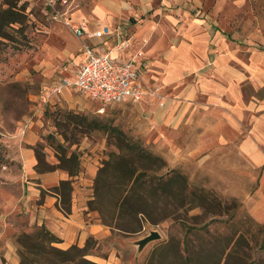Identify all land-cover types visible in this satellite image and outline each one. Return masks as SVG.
<instances>
[{"label": "rangeland", "instance_id": "obj_1", "mask_svg": "<svg viewBox=\"0 0 264 264\" xmlns=\"http://www.w3.org/2000/svg\"><path fill=\"white\" fill-rule=\"evenodd\" d=\"M11 1L24 8L25 19L5 28L7 38L0 36V264H50L58 260L51 247L73 246L86 247L88 260L96 264H264V221L253 214L263 205L264 169L253 168L237 150H195L200 140L199 134L194 136L198 127L193 124L184 123L181 135L164 138L151 107L163 108L169 96L141 70L138 81L144 95L139 102L109 106L104 114L98 113L101 106L92 99V104L84 101L75 108L64 101L62 106H50L46 88L70 67L74 53L65 55L69 41L77 43L71 44L72 50L90 45L91 39H79L74 33L79 27L87 28L75 21V14L92 15L99 0H0V11ZM125 1L134 11L117 17L113 30L119 34L125 28L128 35L117 43L111 38L103 46H114L109 51L119 41H131L136 27L150 23L154 35L163 24V16L155 15L161 7L164 12L182 9L186 21L201 18L242 50L264 53V0H151L154 9L142 16L141 5ZM136 45L146 49L150 40ZM246 93L263 98L264 88L256 91L250 85ZM29 131L43 140L34 150L42 164L78 170L84 197L96 200L90 207L99 208L108 222L114 214L110 203L116 191L105 189L98 200L95 180L111 153L130 157L137 173L169 178L177 172L185 181L176 199L168 186L159 193L148 188L143 213L122 222V230L103 224L96 211L101 225L111 230L105 240L89 238L84 246L68 249L61 243L50 245L42 238L36 240L42 226L29 203L22 160ZM129 150H145L152 157ZM90 167L96 168L93 178ZM106 179L122 180L119 174ZM64 192L69 203L73 191L66 187ZM152 231L159 232L161 239L140 251L137 242ZM27 235L33 237L26 238L22 247L19 241Z\"/></svg>", "mask_w": 264, "mask_h": 264}, {"label": "crops", "instance_id": "obj_2", "mask_svg": "<svg viewBox=\"0 0 264 264\" xmlns=\"http://www.w3.org/2000/svg\"><path fill=\"white\" fill-rule=\"evenodd\" d=\"M133 2L141 5V16L154 9L151 0ZM129 9L132 10L131 4L125 0H99L92 15L75 14V21L86 25L88 32L110 28V35L90 40L93 50L104 52L114 47L103 48L110 44L111 38H116L117 43L119 37H127L125 28L119 34L113 30V22ZM167 10L164 12L161 7L156 10L155 15L163 16V26L154 35L150 23L131 30L130 50L121 58L130 62L136 52L143 50V57L133 60L134 66L145 78L157 85L159 82L169 96L163 108L151 107L160 123L157 128L161 127L164 138L166 135L171 138L181 135L179 128L182 124H193L198 127L194 136L199 134L200 140V146L195 150H237L253 168L264 169V97H250L246 93L250 85L256 91L264 88V53L242 50L201 18L186 21L182 9ZM148 39L150 45L146 49L136 45ZM73 43L77 45L73 40L69 41L65 51V55L74 53L70 67L55 83L73 79L77 67L85 62V55L77 46L70 49ZM112 58L119 59L114 49ZM50 87L46 88V101L52 107L62 106V101L74 108L83 105L84 101L92 104L88 96L73 90L52 97ZM42 141L40 135L29 131L22 148L29 203L33 204L38 225L45 226L59 237L64 249L76 244L84 246L89 238L107 239L111 230L101 225L97 213L90 211L87 202L92 198L84 197L79 177L71 178L62 169L45 173L37 171L34 150ZM88 173L93 178L96 168H88ZM70 180L73 181V194L67 213L61 196L53 190ZM262 201L263 205L257 206L253 213L258 221H264V199Z\"/></svg>", "mask_w": 264, "mask_h": 264}, {"label": "trees", "instance_id": "obj_3", "mask_svg": "<svg viewBox=\"0 0 264 264\" xmlns=\"http://www.w3.org/2000/svg\"><path fill=\"white\" fill-rule=\"evenodd\" d=\"M8 8L2 9L0 11V36L7 38L8 34L5 31V28L11 27L12 25L22 24L25 19L24 8H18L17 5L11 1L7 4ZM93 123V122H92ZM130 152L135 153L139 156L152 157L151 154H148L145 150H129ZM37 156V155H36ZM130 156V155H129ZM130 158V157H129ZM129 158L121 153L115 154L111 153L109 160L104 161L103 167L99 170L98 177L95 180V197L100 200L101 196L105 189L116 191V195L113 200H111V207H113L114 214L111 218V222H108L104 219V215L99 208H91L90 206L95 203L96 200L92 199L89 201L90 211L99 212L103 220V224L112 227V229L122 230L123 226L120 225L122 222L131 220L138 216V214L143 213L144 207L147 205V200L145 199V191L148 188H153L155 192L159 193L164 187H170L173 190L175 197L176 194L181 189L180 183L184 182V177L174 172L173 176H162L156 177L155 175H148L146 173H137V171L131 165ZM38 164L36 169L39 173H45L49 171H54L62 168L51 169L47 164L43 165L40 159H38ZM63 170V169H62ZM69 173L71 178L78 177V170H65ZM117 174L120 175L122 180L113 182V179H106V177L114 178ZM149 184V185H148ZM185 184V183H184ZM70 187V192L73 190V181L62 182L60 187L55 188L54 192L58 193L62 198V204L67 213L70 212V200L67 203V196L64 194V188ZM44 195V192H42ZM71 195V193H70ZM98 202V201H97ZM119 223V225H118ZM128 229V228H127ZM124 231V230H123ZM33 236H24L21 238L19 244L24 247V240L27 238L32 239ZM40 238L44 239L46 242H49L50 245L54 243H62V240L55 236L51 231H49L45 226L40 227L39 232L36 236V240ZM48 240V241H47ZM183 251L185 253V244H182ZM51 253L54 254L58 260L52 261L50 264H96L88 260L89 253H87V248L81 250L78 247H71L68 250H62L59 248L51 247ZM227 252V251H226ZM78 253H80L78 255ZM59 256V257H58ZM21 264H24L22 262Z\"/></svg>", "mask_w": 264, "mask_h": 264}, {"label": "built area", "instance_id": "obj_4", "mask_svg": "<svg viewBox=\"0 0 264 264\" xmlns=\"http://www.w3.org/2000/svg\"><path fill=\"white\" fill-rule=\"evenodd\" d=\"M79 39H93L111 34L108 27L89 33L84 27L74 30ZM131 41L125 39L119 41L114 48L118 52L119 59L112 58V51L97 52L83 43L80 53L85 55V62L77 67L75 77L71 80L62 79L54 84L49 94L61 95L66 90H73L81 95L88 96L100 104L99 114H104L106 108L112 104H121L128 101L139 102L144 92L143 86L138 81L139 70L134 66L135 58H142L143 52L139 51L130 62L123 61V53L130 49Z\"/></svg>", "mask_w": 264, "mask_h": 264}, {"label": "water", "instance_id": "obj_5", "mask_svg": "<svg viewBox=\"0 0 264 264\" xmlns=\"http://www.w3.org/2000/svg\"><path fill=\"white\" fill-rule=\"evenodd\" d=\"M161 234L157 231H152L146 238L137 242L139 250L142 251L148 244L161 239Z\"/></svg>", "mask_w": 264, "mask_h": 264}]
</instances>
